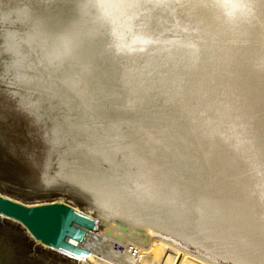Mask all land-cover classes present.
Instances as JSON below:
<instances>
[{
	"label": "rangeland",
	"instance_id": "rangeland-1",
	"mask_svg": "<svg viewBox=\"0 0 264 264\" xmlns=\"http://www.w3.org/2000/svg\"><path fill=\"white\" fill-rule=\"evenodd\" d=\"M23 1L26 0H16L15 9L8 5L4 11L7 4L0 0V45L7 44L17 52L6 62L9 71L0 66V75L11 76L15 69L24 74L23 78L14 74L8 80L0 77V192L25 203L63 200L100 215L105 221L102 228L109 222L115 227V221L104 215L109 208L51 179L55 169L61 168L62 178L88 176L105 186L118 197L116 203L122 205L121 213L132 214L137 210L132 215L137 220L132 219L135 229H130L136 233L154 231L177 239L155 229L143 230L141 212L152 218L162 216L164 221L154 218L153 221L157 224L168 221L172 227L179 225L186 230L211 234L213 245H206L198 238L177 239L191 249L223 264H264V213L258 207L262 194L253 184V165L241 151L240 130L245 117L234 112V104L216 99L215 105L208 109L212 111L223 104L230 119L238 120L236 131L240 140L236 150L243 159L242 165L248 169L245 179L256 204L255 225L237 191L241 180L233 154L216 152V156L225 157L227 162L217 161L216 165L208 162L215 150L206 147L203 130L198 127L204 112L203 116L189 114V117L185 113L186 104L180 98L181 104L174 107L171 105L177 101L173 97L164 100L168 104L155 107L153 96L146 99L141 94L129 93L116 97L115 90L106 91L94 77L96 73L102 76L92 65L97 58L93 55L102 43L110 46L126 42L130 49H135L132 55L145 53L150 41L143 34L144 13L139 17L136 10L141 4L135 5L151 0H55L56 10L74 30L55 37L59 45L54 55L35 52L33 45L26 43L33 32L29 14L18 11L17 4ZM199 1L169 0L166 5L171 8L179 4L177 7H189L192 12L200 7ZM87 3L95 7L98 17L89 15L85 20L77 16L78 7L86 9ZM167 13L165 20L173 23ZM187 31L179 29V34L187 35ZM4 35L12 39L17 38L15 35L24 36L8 44ZM127 37H134L133 43ZM261 40L263 48L259 55L264 59V30ZM162 43L163 47L169 46L167 51L171 53L184 49L193 57L196 51H192L193 46L184 37L164 39ZM159 46V43L154 45ZM40 56H47L46 63ZM139 62L142 61L136 59L133 64L138 69ZM240 66L237 62L229 68L232 76H224L217 93L230 98L238 96V99L242 96L240 101L248 110L259 108L263 112V115L258 113L248 130L246 144L255 153L264 178L261 159L264 156V63L251 70ZM76 73L82 77L76 78ZM136 77L143 84L140 76ZM261 77L262 84L254 82ZM178 95L182 98L184 94L178 90ZM0 264L84 263L35 241L21 224L0 216Z\"/></svg>",
	"mask_w": 264,
	"mask_h": 264
},
{
	"label": "bare ground",
	"instance_id": "bare-ground-1",
	"mask_svg": "<svg viewBox=\"0 0 264 264\" xmlns=\"http://www.w3.org/2000/svg\"><path fill=\"white\" fill-rule=\"evenodd\" d=\"M167 1L169 0H165V2L162 3L160 0H151L148 2L141 1L139 4L135 5L138 6L141 4L136 10L139 17L144 13L142 17H145V22L142 23V26L145 33L143 34H147L145 36L149 38L150 45H146L145 53H137L138 55L135 56L132 55L135 49H130L131 46L126 42L121 45H114L112 43L110 46L109 44L102 43L100 49L93 55V57L97 56V58L94 59L95 63L92 62V65L96 67L95 69L93 67V70L100 71L102 76L96 73L94 77L95 79H99L100 85L106 89V91L115 90L116 97L120 96V94L124 96L129 93L141 94L146 99L153 96L155 98L153 101L155 107H161L164 103L168 104L164 102V100L172 99V97L177 101V103L171 105L174 107L175 104H181L180 98L181 101L186 104L185 113L189 117L190 115L200 117L203 116L202 112H204L205 117L203 116V119L201 117L199 118L198 127H201L203 130L204 139L207 141L206 147L215 150V153L209 156L208 162L212 163V165H216L215 163L217 161L220 163L227 162V160L224 161L225 157H218L215 155L219 152H231V154H233L238 166L237 173L241 180V184L237 191H239L240 199L248 209L252 222L255 225L254 212L256 210V204L252 199V190L250 189L248 180L246 181L248 169L242 165L241 161L243 159L236 150L240 140L238 139L239 136L236 131L238 120L235 121L230 119L226 109L222 107L223 104L217 105L212 111H209L208 108L215 105L216 101L213 100L220 98L219 94H217V89L219 92L224 76H232L230 75L231 73L229 74V68L233 64L238 62L242 67H247L248 70H251V67L254 66L255 62L259 59V53L262 51L260 50L262 42L261 36L264 30V0H201V2L199 1L197 3L200 7L192 12L189 7H184L182 9L181 7H177L179 4L171 8L167 7ZM4 2L7 4L5 5L4 3V11L8 5L14 9L16 8V5H13V3H16V0H4ZM49 4L53 6H48ZM54 4L55 0H26L23 1V3L17 4L19 12L21 9V13L29 14V18L32 22H30L32 25L30 30L33 32V37H27L26 43L32 44L35 52L43 54L49 52L50 55H54L59 45L55 37L57 35L59 36V34L63 35L68 31L74 30V26L67 23L66 19H64L65 17L61 16V12L56 10ZM78 9L80 13H78L77 16H82L85 20L89 15H94V17H98L99 15L95 7L93 8L89 4L86 9L82 8L80 10L79 7ZM166 11L171 15L173 23H169L165 20L168 16ZM164 12L166 13L164 14ZM182 12H184L183 16H181ZM179 29L188 30V36L181 33L179 34ZM27 30L29 29L27 28ZM4 36L6 42L12 44L17 41V39L22 40L24 35H15V37H17L16 39H12L7 35ZM183 37L188 39L190 46H193L192 51H194V49L196 50L193 57H191L190 53L185 52L184 49H182V52L178 51L177 53L168 52L167 49L169 46L163 47L162 45L164 39L178 40ZM109 38H111V36H109ZM133 38L134 37H127L128 40H126L133 43ZM259 39L260 44H258ZM155 43L160 44L159 48L154 47ZM183 44L187 46V43L183 42ZM135 52H139V50ZM155 52L157 57L155 56ZM146 54L152 56L147 57ZM191 54H193V52ZM14 55H17V52L15 53L9 45H0V66L9 71L8 67L5 65ZM261 57L263 58V56ZM157 58H159V61ZM40 59L41 61L47 60V56H40ZM136 59L142 61L139 62V69L133 65L136 64ZM133 67H135V70L132 69ZM17 70L15 69V73L11 76L15 74L23 78L22 76H24V74ZM136 70L140 72L135 73ZM226 70L227 72L225 73L224 71ZM233 71H235V67ZM121 75L127 76V78L130 79H123ZM135 75H138V77L140 76L139 78L143 81V84L139 83ZM11 76L0 75L1 78L7 77V80ZM74 76L76 78L82 77L77 75V73L76 75L74 74ZM64 80L67 79L65 78ZM259 80L260 78L258 81ZM262 80L263 79L259 81V84H262ZM133 85L135 87H133ZM178 90H181L182 94H184L182 98L178 95ZM215 93L217 95H215ZM169 94L170 96H167ZM211 100L213 104H210ZM168 102L171 101L169 100ZM234 102L235 103H232L234 104V110H237L234 112L245 117L240 130L242 140L241 151L251 165H253L255 170L253 184L262 194V199L259 200L258 207L264 213V185L257 178L260 171L258 163L252 158V153L254 152L251 151L252 153H250L247 151L248 148L246 150L245 147H242L245 136L244 131L248 126L251 115L246 113L247 111L239 113L237 98ZM252 112L254 114L260 113L259 111ZM216 134H218V136ZM261 159L264 161L263 155H261ZM215 168V171L218 173L217 167ZM60 171H62L61 168L55 169L54 173L50 176L52 177L51 179L66 185L67 188L71 190L81 193L95 204L101 205L104 208H109L110 211L105 212L106 214L104 215L114 220L116 223V228L113 227L110 222L105 223L102 228L101 224L105 221L99 217L100 215L92 214L89 210H82L67 202L76 209L93 217L96 221V228L87 231L82 241H78L72 237L67 238L71 244L87 251L76 257V259L80 260L82 263L223 264L210 255L200 252L199 250L191 249L186 244L180 242L188 241L191 238H198L199 241L204 242L206 245H213L211 234H201L200 231L194 232L193 230H186V227L179 225L172 227V223L168 221L161 223L160 221H164L162 216L153 217L154 219L160 220L159 224H157L153 221L151 216L148 217V214L144 212L140 213V215L145 218L140 217V220L143 222L142 227L144 231L155 229L161 233L170 234L180 241L154 231L142 234L140 231L136 230L138 231L136 233L130 229H135L132 225L134 224L132 219L135 220V217L132 215H135L137 210L133 211L132 214L121 213L123 207L121 204L116 203L118 197H116L114 193L109 192L105 186L88 176L78 177L77 175L65 179L61 177ZM217 173L214 174L215 177H217ZM224 175H228L227 169H225ZM213 178L214 177L211 179ZM201 182H203V179ZM0 193L6 195L2 192ZM59 201L65 202L63 200ZM36 203L41 202L31 204ZM164 217H167V215ZM175 227H178V229L174 231L171 230V228L175 229ZM129 245L136 249V255L132 256L128 253L127 248ZM118 246H123L124 250H117ZM231 250L233 251V249Z\"/></svg>",
	"mask_w": 264,
	"mask_h": 264
},
{
	"label": "water",
	"instance_id": "water-1",
	"mask_svg": "<svg viewBox=\"0 0 264 264\" xmlns=\"http://www.w3.org/2000/svg\"><path fill=\"white\" fill-rule=\"evenodd\" d=\"M0 216L21 224L35 241L75 258L87 251L71 244L67 238L82 241L87 231L96 228L93 217L59 200L31 204L0 193ZM69 219L73 221V229L78 230L72 235L65 233Z\"/></svg>",
	"mask_w": 264,
	"mask_h": 264
},
{
	"label": "trees",
	"instance_id": "trees-1",
	"mask_svg": "<svg viewBox=\"0 0 264 264\" xmlns=\"http://www.w3.org/2000/svg\"><path fill=\"white\" fill-rule=\"evenodd\" d=\"M263 46V45H262ZM261 45H260V50H262V47ZM260 54V53H259ZM259 59L255 62V64H254V66H252L253 68H257V67H259V66H261L263 63H264V59L259 55V57H258ZM260 58H262V59H260ZM257 63V64H256ZM241 68H247V67H242V66H240ZM258 79L259 78H256V81H254V82H257V84H259V81L262 79V77L260 78V80L258 81ZM249 82H253V81H250L249 80ZM259 90H260V88H259ZM218 94V93H217ZM216 93H215V95H217ZM219 99L218 100H222V101H224V102H227V103H229V104H232V103H235L234 101L236 100V98L238 97H234V98H230V97H224V95H222V96H220V94H219ZM241 99H243V97L241 96V98L240 99H238L237 98V100H238V110H239V113H241V112H246V113H249L250 115H251V117H250V119H249V123H248V126H247V128L245 129V131H244V134H245V136H244V139H243V142H242V147H245V149L247 150V148H248V150L247 151H249V152H251V150L249 149V147L247 146L248 144H246V141H247V133H248V130L252 127V125H253V122H254V120L256 119V117L258 116V113H256V114H254V113H250L249 111H248V108L246 107V104L244 103V102H242L241 103ZM236 110V109H235ZM237 111V110H236ZM258 111L261 113V115H263V112L262 111H260V109L258 108ZM246 124V123H245ZM241 132V131H240ZM249 140V139H248ZM252 153V152H251ZM253 154V156H252V158L257 162V160H256V158H255V153H252ZM259 166V165H258ZM260 170V169H259ZM262 183H263V185H264V178H262V172L261 171H259V176L257 177ZM261 178H262V180H261Z\"/></svg>",
	"mask_w": 264,
	"mask_h": 264
},
{
	"label": "snow or ice",
	"instance_id": "snow-or-ice-1",
	"mask_svg": "<svg viewBox=\"0 0 264 264\" xmlns=\"http://www.w3.org/2000/svg\"><path fill=\"white\" fill-rule=\"evenodd\" d=\"M74 231H78V230L73 229V221L69 219L65 225V233L67 235H72Z\"/></svg>",
	"mask_w": 264,
	"mask_h": 264
},
{
	"label": "built area",
	"instance_id": "built-area-1",
	"mask_svg": "<svg viewBox=\"0 0 264 264\" xmlns=\"http://www.w3.org/2000/svg\"><path fill=\"white\" fill-rule=\"evenodd\" d=\"M118 247H121V249H117V250L119 251L124 250L123 246H118ZM127 249H128V253H130L132 256L136 255V249L134 247L129 245Z\"/></svg>",
	"mask_w": 264,
	"mask_h": 264
}]
</instances>
